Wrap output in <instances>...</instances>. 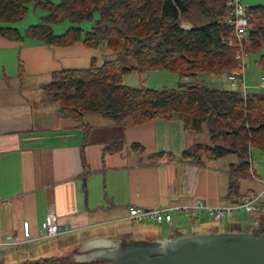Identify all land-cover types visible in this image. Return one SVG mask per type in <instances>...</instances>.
I'll use <instances>...</instances> for the list:
<instances>
[{
	"label": "crops",
	"instance_id": "1",
	"mask_svg": "<svg viewBox=\"0 0 264 264\" xmlns=\"http://www.w3.org/2000/svg\"><path fill=\"white\" fill-rule=\"evenodd\" d=\"M18 29L22 32L25 28ZM65 29L53 31L61 34ZM104 57L109 60L107 49L88 48L80 42L59 47L0 36V242L8 236L22 239L24 221L29 222L32 236H37L48 213L55 214L65 231L43 240L48 242L36 248L38 257L25 260L60 254L75 257L80 244L100 238L166 239L143 222H131V206L155 208L196 200L210 207L232 203L227 197L228 168L237 162L235 156L203 159L199 165L180 161L185 150L208 143L206 131L187 134L178 119L137 126L129 120L115 123L98 114L81 122L60 114L47 90L53 73L86 69L93 61L100 65ZM225 79L208 78L212 87L224 85ZM157 154L170 155L172 160L151 161ZM263 161L255 167L251 158L250 169L260 181L240 179L239 198L263 190ZM246 214L233 215L224 222L206 215L220 230H210V224H199L196 217H190L196 221L192 222L195 228L199 227L192 234L250 231L258 219ZM180 222L178 217L176 226L181 232ZM39 242L5 248L1 256ZM48 244L50 254L43 256L40 250Z\"/></svg>",
	"mask_w": 264,
	"mask_h": 264
},
{
	"label": "trees",
	"instance_id": "2",
	"mask_svg": "<svg viewBox=\"0 0 264 264\" xmlns=\"http://www.w3.org/2000/svg\"><path fill=\"white\" fill-rule=\"evenodd\" d=\"M231 0H0V36L16 41L26 39L46 45L68 47L82 43L92 49H107L113 58L86 69L53 73L47 90L62 116L81 122L98 114L115 123L129 120L142 125L157 120L178 119L185 133L206 131L207 144L185 150L180 161L201 164L235 156L228 168L227 197L239 198V180L250 178L251 151L264 155V93L242 95L225 87L199 82L198 76H226L238 69L237 48L227 45L231 27L226 20ZM42 10L38 23L20 32L17 25L30 9ZM196 9L206 24L184 28L181 17ZM249 35L242 44L246 59L252 57L255 74L264 75V6L247 8ZM68 21L61 34L52 25ZM87 22L89 29L81 25ZM129 59L133 66L124 67ZM165 71L178 76L175 88L126 86L133 74ZM258 76V77H259ZM170 155L157 154L151 161ZM264 222V213L258 222ZM230 229V228H229ZM231 231V230H230ZM235 232V231H233ZM238 232V231H236ZM264 232V226H263ZM130 242L124 237H115ZM19 264H101L80 263L75 257L52 256L24 260Z\"/></svg>",
	"mask_w": 264,
	"mask_h": 264
},
{
	"label": "water",
	"instance_id": "3",
	"mask_svg": "<svg viewBox=\"0 0 264 264\" xmlns=\"http://www.w3.org/2000/svg\"><path fill=\"white\" fill-rule=\"evenodd\" d=\"M263 226L261 221L250 231L188 236H181L176 226L166 239L150 241L100 238L80 244L75 260L101 264H264Z\"/></svg>",
	"mask_w": 264,
	"mask_h": 264
},
{
	"label": "built area",
	"instance_id": "4",
	"mask_svg": "<svg viewBox=\"0 0 264 264\" xmlns=\"http://www.w3.org/2000/svg\"><path fill=\"white\" fill-rule=\"evenodd\" d=\"M230 8V14L227 17V24L231 27L226 43L230 47H236L235 60L238 62V69L226 75L224 87L230 91H242L245 95V61L246 55L243 53L242 44L249 35L248 31V14L247 8L243 5L242 0H231L227 3ZM256 88L264 91V75L257 79ZM250 176L254 181H260L250 169ZM247 212L255 216L264 213V188L262 191L255 193L251 198L231 203L224 206L210 207L202 201L196 200L193 204H166L155 208H141L131 206L128 208V219L134 223L146 221L155 224H167L171 228L176 227L178 216L200 217L208 215L215 222H224L233 216V213ZM65 231L58 224L57 217L54 213H48L39 227L37 236H32L29 222L22 223V239L16 240L10 236L0 242V255L5 248L18 247L27 245L36 241L51 239L62 235Z\"/></svg>",
	"mask_w": 264,
	"mask_h": 264
},
{
	"label": "rangeland",
	"instance_id": "5",
	"mask_svg": "<svg viewBox=\"0 0 264 264\" xmlns=\"http://www.w3.org/2000/svg\"><path fill=\"white\" fill-rule=\"evenodd\" d=\"M261 2V1H260ZM242 3L243 5L246 7V8H249V7H252V6H255V5H264V1L262 0L261 3H255L254 1H251V0H242ZM41 13H43L42 10H33V8L30 9L29 11V14L22 20L20 21L17 25V27L19 28H27L28 26L30 25H33V24H37L38 23V18L39 16L41 15ZM181 22L185 25V26H188V27H197V26H201V25H204L207 23V21L205 19H203L200 14L198 13V11L196 9H194L193 11H191L190 13L188 14H185L184 16L181 17ZM35 22V23H34ZM70 25L68 23V21H64L63 23H58V24H55V25H52V29L55 28V30L57 32H59V29H64V28H68ZM81 27L84 29V30H88L89 29V24L87 22L83 23L81 25ZM65 29V31H66ZM54 31V32H56ZM58 34V33H57ZM109 52V51H108ZM110 54V58L113 57V54L111 52H109ZM251 59L252 57L250 58H247L246 61H245V66H246V70H245V81H244V84H245V92L246 93H252V92H255V91H260L256 88L257 86V75L255 74L256 71L254 69H252V65H251ZM104 60H107V57H104ZM123 66L124 67H130V66H133V63L131 60L129 59H126L123 61ZM251 69V70H250ZM210 76L207 75V74H201L198 76V80L199 82L203 83V84H206V85H210L211 84L209 83V78ZM225 77L224 75L222 76H218L217 79H218V82H219V79ZM257 78V79H256ZM179 81V78L177 75L175 74H171V73H168V72H165V71H148L146 69H143L142 72L140 74H133L132 76H129L127 78L124 79L123 83L126 85V86H129V87H138L140 86L141 84L146 87V88H155V89H161L163 87H167V88H175L177 83ZM213 84V83H212ZM214 87L216 88H220L221 86L224 87V85H213ZM255 87V89L253 88ZM240 92L242 93V91L240 90ZM262 93H264V91H260ZM243 95V94H242ZM233 157V156H232ZM252 166H260L261 165V162L264 160V155L259 152L258 150H255L253 149L252 150ZM264 163V161H263ZM254 167V169H255ZM256 175L258 176L259 174L256 173ZM259 177V176H258ZM251 178V176H250ZM252 179V178H251ZM253 180V179H252ZM263 180V179H261ZM264 182V181H262ZM247 212H242V213H233V215H242L243 217H246V214ZM179 219L181 220V232L182 234H186V235H190L192 234L193 232H197L198 228H195V224L193 225L192 222L195 221V219H190V217L188 216H178ZM192 218V217H191ZM199 217H196V220H198V223L201 224V223H207V224H210L212 227L210 230H220L221 228L219 226H216L214 224V222L212 220H210L208 218V216L206 215H201L200 218L198 219ZM193 220V221H192ZM196 222V221H195ZM143 224L146 226V227H152V229L155 231L156 235L160 238H167L170 234H171V227L167 224H161V225H157L155 224L154 222H150V221H146V222H143ZM216 226V227H214ZM51 241V240H50ZM48 241H43L41 240V242H39L38 244L36 245H29V246H24V247H20L16 250H11V251H15V252H9L10 255L9 256H1L0 255V264H19L21 263L23 260L25 259H33V258H37L38 255L36 252V248L38 246H41L45 243H47ZM50 248L49 244L48 246H45L44 248H42L40 250L41 254L43 256H46V254L48 253V255L50 254L48 252V249ZM27 251V253L25 252ZM55 256H67V254H60V255H55ZM70 257H73L74 255H69Z\"/></svg>",
	"mask_w": 264,
	"mask_h": 264
}]
</instances>
